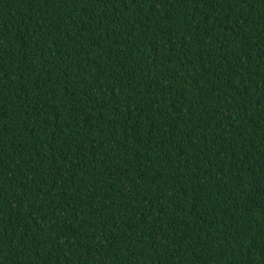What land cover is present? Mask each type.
<instances>
[{"label":"trees","instance_id":"obj_1","mask_svg":"<svg viewBox=\"0 0 264 264\" xmlns=\"http://www.w3.org/2000/svg\"><path fill=\"white\" fill-rule=\"evenodd\" d=\"M0 264H264V0H0Z\"/></svg>","mask_w":264,"mask_h":264}]
</instances>
